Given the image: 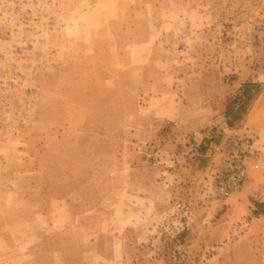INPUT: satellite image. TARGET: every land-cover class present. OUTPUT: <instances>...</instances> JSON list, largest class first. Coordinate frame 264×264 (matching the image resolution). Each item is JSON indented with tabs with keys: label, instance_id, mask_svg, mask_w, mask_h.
Masks as SVG:
<instances>
[{
	"label": "rangeland",
	"instance_id": "374dc122",
	"mask_svg": "<svg viewBox=\"0 0 264 264\" xmlns=\"http://www.w3.org/2000/svg\"><path fill=\"white\" fill-rule=\"evenodd\" d=\"M5 1L0 253L40 252L50 227L35 219L21 223V213L33 217L42 198L68 195L66 166L56 158L58 144L74 137L94 160L132 146L119 177L113 162L106 169L92 161L86 178H72L100 186L88 195L108 198L114 214L100 216L106 229L119 230L114 255L90 264H264V0H26L9 10ZM117 22L135 23L142 39L150 31L136 49L143 63L134 70L105 64L120 55ZM153 58L158 63H147ZM118 67L133 78L114 79ZM73 73L86 81H66ZM75 83L91 89L82 130L69 129L67 113L58 112L68 98L57 89ZM79 102L82 97L78 108ZM180 108L190 120L184 124L165 112ZM152 116L160 121L148 137ZM198 118L200 126L191 127ZM228 134L253 137L263 157L247 183L222 198L214 171ZM108 174L123 181V193H104ZM75 231L59 234L60 244L81 243ZM18 256H1L0 264L18 263Z\"/></svg>",
	"mask_w": 264,
	"mask_h": 264
},
{
	"label": "crops",
	"instance_id": "0c3cea01",
	"mask_svg": "<svg viewBox=\"0 0 264 264\" xmlns=\"http://www.w3.org/2000/svg\"><path fill=\"white\" fill-rule=\"evenodd\" d=\"M129 11H132L133 13L137 12L136 9H130ZM115 29L117 33L122 35L117 42L120 55L115 62L107 61L105 64L133 66L134 70L135 66L143 63L140 60V57L136 55V49L139 48L140 43L143 40H150V31H147L148 35L142 39L140 36L135 35L136 32H139V28L135 23L125 25L122 22H117ZM129 32L133 33L132 38L123 36L124 33ZM153 45L156 46L157 44L154 42ZM128 49L132 50V55L128 52ZM147 63L155 64L158 62L156 58H153L149 59ZM131 75L133 78L134 73L129 74L127 72L120 71L119 67L116 72L111 73V76L118 81L131 79ZM66 81L83 82L86 81V76L73 73L69 74ZM56 92L58 93V97L66 95L68 98L65 102H60L58 109L60 114L67 113L69 117L67 127L72 130H82L86 126L88 118L87 114L90 110L87 104L89 102V97L91 96V89L87 85L75 83L68 85L65 89L58 88ZM77 97H82L84 101V104L80 103L81 101L79 102V104H81L79 105V108L78 103H76ZM151 109L159 112V110H156V105L151 106ZM165 112L178 114L179 116L177 117V120H180L181 124L190 121L189 118L188 120H185L186 112H184L181 108L176 109L175 111L167 109ZM220 114L221 112L218 110L216 116ZM154 115H156V113H154ZM150 119V122L146 124V131L148 137H154L158 128L155 123H158L160 120L156 119L154 116ZM208 119L212 118L209 117ZM163 120L170 121L168 118H164L162 121ZM200 121L201 118L194 121L192 120L190 122L191 127L198 128L200 126ZM73 143L76 144V147L72 149L65 148L66 145L71 146ZM135 144L136 143H134V145ZM58 146L59 152L57 153L56 159L59 164H62L63 161V165L66 166V177L69 179L64 180V183L66 184L68 195L62 198H42V201H40V204L37 207L38 210L36 214L32 215L33 217H29V214L26 216L24 212L21 213V223H24L26 220L35 219L37 221H41L42 225L50 227V230L42 234L38 246V248L41 249L40 252H6L4 255L0 253V258L1 256L17 257L19 255L18 257L20 258V261L18 263L12 262V264H90V261H95L96 259L112 257L114 255L112 252H115V246L118 245L117 242L120 240L117 233L119 230H109L104 227L105 224L102 220V216L106 214L113 216L114 214L112 210H107L108 207L106 199L108 198L102 197L100 200L98 199V201H95L92 199L91 195H88L99 191L100 186L98 187V184L89 182V180L86 179L76 184L75 180L72 178L77 176V173L86 178L89 175L86 170L92 161L95 163L97 162L99 166L103 164L106 169L108 162H113L116 167V174L119 177L120 175L126 173L125 170L127 164L132 160L131 156L128 158L126 156L127 150L130 153L132 152V146H123L113 157L111 155H101L97 156L95 160L92 155L82 154L80 149H77L78 142L77 139L74 142V137H69V139L60 142ZM62 148L64 150L67 149V151L62 152ZM101 158L103 159L101 160ZM130 167L134 174L135 172L132 163ZM102 177L106 178L104 183L107 188L104 189V193H123V181L121 179L115 180L110 178L109 174L106 176L102 175ZM154 180L156 184L160 183L157 179H150L149 182L152 183ZM102 207H105V209L102 210ZM100 214H102V216H100ZM73 229L76 230L75 232L77 235L75 234V236H79L80 239H83V241L78 245H74L73 243L60 244L58 235L62 232H68L72 235L74 232L70 231ZM93 239L97 242L96 246L91 243V240Z\"/></svg>",
	"mask_w": 264,
	"mask_h": 264
},
{
	"label": "built area",
	"instance_id": "2783aa9c",
	"mask_svg": "<svg viewBox=\"0 0 264 264\" xmlns=\"http://www.w3.org/2000/svg\"><path fill=\"white\" fill-rule=\"evenodd\" d=\"M26 0H7L5 9L12 5L17 7ZM11 5V6H10ZM10 22V20H8ZM24 18L21 17L22 23ZM0 38L6 39V30L0 25ZM8 83L3 57L0 54V87ZM222 161L214 171L215 190L222 198L231 196L240 190L249 179V170L257 167L261 159V150L256 146L253 137L247 134H228L221 139ZM157 165V162H154Z\"/></svg>",
	"mask_w": 264,
	"mask_h": 264
}]
</instances>
